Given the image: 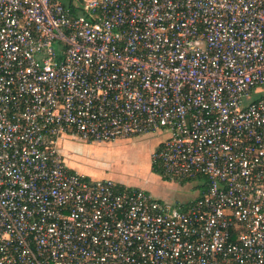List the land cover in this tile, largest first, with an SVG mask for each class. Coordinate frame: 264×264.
Wrapping results in <instances>:
<instances>
[{"label":"built area","instance_id":"2783aa9c","mask_svg":"<svg viewBox=\"0 0 264 264\" xmlns=\"http://www.w3.org/2000/svg\"><path fill=\"white\" fill-rule=\"evenodd\" d=\"M66 2L0 0V264H264V0ZM142 135L194 200L59 144Z\"/></svg>","mask_w":264,"mask_h":264},{"label":"rangeland","instance_id":"374dc122","mask_svg":"<svg viewBox=\"0 0 264 264\" xmlns=\"http://www.w3.org/2000/svg\"><path fill=\"white\" fill-rule=\"evenodd\" d=\"M261 95H264V87L251 98ZM154 139L153 135L108 142H85L72 138L69 140L71 144L62 140L59 144L63 154L70 147L67 163L80 173L141 186L156 198L170 203L188 201L198 195L201 187L195 186L197 182L163 179L150 173L148 160L150 163V153L156 147Z\"/></svg>","mask_w":264,"mask_h":264},{"label":"trees","instance_id":"16d2710c","mask_svg":"<svg viewBox=\"0 0 264 264\" xmlns=\"http://www.w3.org/2000/svg\"><path fill=\"white\" fill-rule=\"evenodd\" d=\"M66 3H71L70 2V0H68V2H66ZM70 6V5H69ZM70 8L72 9V11L74 12V9L70 6ZM157 146V145H156ZM155 147V146H154ZM151 171L152 172H154L155 174H157L160 178H163V179H169L167 176H166V174L164 173V171H163V169H162V167H161V165H159V164H152L151 165ZM203 179V176H196V177H192V178H187V179H182L181 181H192V182H197V184L195 185V186H197V187H202V184H201V180ZM169 180H171V179H169ZM175 181H177V180H175ZM123 185H126V186H129V187H135V185L134 186H131V185H129V184H123ZM150 192V191H149ZM198 195H196V196H193L190 200H194L196 197H197ZM157 199H159V198H157ZM190 200H188V201H183V202H189ZM178 202V201H177ZM179 202H182V201H179Z\"/></svg>","mask_w":264,"mask_h":264},{"label":"crops","instance_id":"0c3cea01","mask_svg":"<svg viewBox=\"0 0 264 264\" xmlns=\"http://www.w3.org/2000/svg\"><path fill=\"white\" fill-rule=\"evenodd\" d=\"M161 137L162 136H160V135H158L157 137H155V139H154V141H155V143H156V145L157 144H159V142H160V140H161ZM69 140H72V138L71 137H66V138H64V139H62V141L61 142H64L65 141V143H67ZM68 143H70L71 144V142L69 141ZM155 145V144H154ZM69 147V146H68ZM154 147V146H153ZM69 151H71L70 150V147L68 148V151L67 152H64V153H68ZM151 161H150V163H149V160H148V167H149V169H150V173H152L153 175H155V176H157V177H159L157 174H155L154 172H152L151 171ZM72 168V167H71ZM72 169H74V168H72ZM75 170V169H74ZM76 171V170H75ZM78 172V171H77ZM80 173V172H79ZM82 174H84V175H86V176H88V177H90V178H92V179H100V178H96V177H94V176H91V175H88V174H85V173H82ZM101 179H103V178H101ZM115 181V180H114ZM120 183H123V184H128V183H124V182H121V181H119ZM197 195V194H196ZM195 195V196H196Z\"/></svg>","mask_w":264,"mask_h":264},{"label":"flooded vegetation","instance_id":"af4514ba","mask_svg":"<svg viewBox=\"0 0 264 264\" xmlns=\"http://www.w3.org/2000/svg\"><path fill=\"white\" fill-rule=\"evenodd\" d=\"M66 156H67V153H65V154H64V158H65V159H66V161H67V158H68V156H67V158H66Z\"/></svg>","mask_w":264,"mask_h":264},{"label":"water","instance_id":"95a60500","mask_svg":"<svg viewBox=\"0 0 264 264\" xmlns=\"http://www.w3.org/2000/svg\"><path fill=\"white\" fill-rule=\"evenodd\" d=\"M148 190V189H147ZM149 191V190H148Z\"/></svg>","mask_w":264,"mask_h":264}]
</instances>
